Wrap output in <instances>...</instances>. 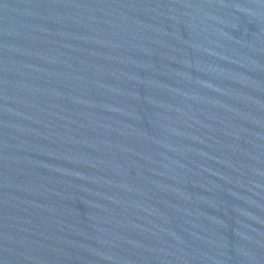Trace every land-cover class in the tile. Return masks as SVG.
<instances>
[{"label": "water", "instance_id": "obj_1", "mask_svg": "<svg viewBox=\"0 0 264 264\" xmlns=\"http://www.w3.org/2000/svg\"><path fill=\"white\" fill-rule=\"evenodd\" d=\"M0 264H264V0H0Z\"/></svg>", "mask_w": 264, "mask_h": 264}]
</instances>
